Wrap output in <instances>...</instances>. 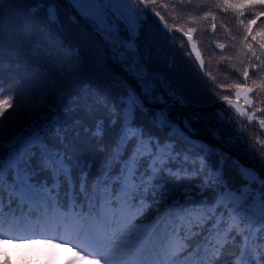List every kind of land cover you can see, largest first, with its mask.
Returning a JSON list of instances; mask_svg holds the SVG:
<instances>
[{"label":"snow or ice","instance_id":"snow-or-ice-1","mask_svg":"<svg viewBox=\"0 0 264 264\" xmlns=\"http://www.w3.org/2000/svg\"><path fill=\"white\" fill-rule=\"evenodd\" d=\"M147 2L139 0L145 8L140 11L133 0H69L75 15L62 19L58 0H0V97L5 68L21 70L13 57L23 42H31L34 57L59 66L58 79L11 127L19 99L15 104L12 96L0 100V244L67 249L72 258L58 254L60 264H181L182 259L185 264H264V175L234 161L238 179L226 176L231 158L195 139L187 117L173 118L171 108L186 105L184 93L152 62L167 57L161 39L173 55L175 41L170 32L161 35L146 27ZM224 7L238 12L242 43L260 69L264 29L254 26L264 23V0H224ZM81 19L126 78L105 74L95 83L81 78L78 50L73 54L58 39ZM193 32L183 35L203 70L201 54L190 43ZM6 36L15 44L7 65ZM249 79L246 67L243 79L229 86L237 103L222 99L240 119L253 122L238 101L243 96L252 105L249 94L264 85L253 81L255 88L248 87ZM109 80L110 85L104 83ZM217 114L231 123L223 108ZM214 136L220 139L218 132ZM197 238L195 246L188 243Z\"/></svg>","mask_w":264,"mask_h":264},{"label":"trees","instance_id":"trees-1","mask_svg":"<svg viewBox=\"0 0 264 264\" xmlns=\"http://www.w3.org/2000/svg\"><path fill=\"white\" fill-rule=\"evenodd\" d=\"M133 2L140 11H145L139 0ZM229 2L238 3L239 0H229ZM58 8L62 19L75 15L69 0H58ZM157 12L160 16L156 15ZM147 13L149 24L146 27L161 35L170 32V37L175 41L173 55L167 42L161 39L159 43L167 53V57L165 59L162 56L152 62L155 70L170 77L184 93L186 105L175 104L171 108L173 118L183 121L187 117L195 133V139L226 153L231 158L225 165L226 176L238 179V170L234 166V161H239L241 165L254 168L264 175V159H262L264 125L259 123L264 119V113L258 112L259 109H264V103H261L264 101V86L248 96L253 103L247 107L246 112L254 116L253 122L240 119L234 108L228 106L227 101L222 99V96H228L229 99L234 100L236 90L229 86L243 79V70L246 67L249 68L251 76L247 86L255 88L253 81L264 85V66L260 69L254 68V65H259L260 62L249 60L251 53L242 43L244 29L239 24L238 12L232 8L225 10L224 0H176L175 4L172 0H148ZM213 24H215L214 31ZM189 29H194L193 40L190 43L195 45L196 50L201 54L204 61L203 70L183 35ZM260 29H264V23L258 21L254 30ZM58 39L63 42L65 49L70 47L73 54L78 50L82 79L95 83L101 81L105 74L109 77L126 78V74L119 66L108 59L106 46L86 21L81 19L78 25L74 23L69 25ZM248 42L252 43L257 54H260L259 45L252 42L251 37L248 38ZM220 44L224 45L223 49L218 47ZM14 47L15 44H10L6 36L4 45L6 65L9 50ZM30 48V41L23 42L13 57L14 61H18L21 65V70L10 72L6 67L3 75L5 91L0 100L12 96L13 104L16 103V99H19L21 104V109L15 113L13 120L9 121V127L24 117L25 106L34 99H39L42 92L59 76V66L54 60L36 58L31 54ZM253 72L256 74L253 75ZM17 81H19L18 87H9L10 84L16 85ZM104 83L110 85V80ZM48 102L55 105L57 99L55 96H50ZM221 108L231 118V123L227 120L221 121L217 114ZM8 111L11 112L12 109ZM216 132L219 133L220 139L214 136ZM5 206L7 211V197H5ZM24 210L27 212V207ZM16 211L19 213L20 209L16 208ZM152 215L154 213L145 217L144 222H147ZM183 235L182 230L181 236ZM199 242V238L188 241L192 246ZM58 254L62 259L72 256L67 249L47 244H0V264H32L34 258L38 260L47 258L48 264H59ZM50 255H53L56 261L52 262ZM183 262L182 259L181 264H185ZM76 264H87V262L76 261Z\"/></svg>","mask_w":264,"mask_h":264},{"label":"rangeland","instance_id":"rangeland-1","mask_svg":"<svg viewBox=\"0 0 264 264\" xmlns=\"http://www.w3.org/2000/svg\"><path fill=\"white\" fill-rule=\"evenodd\" d=\"M233 103H234V104L237 103L236 98H234ZM238 103H239V105L241 106V108L246 112V111H247V107H248L249 105L246 104L245 99L243 98V96H241V98L239 99ZM246 113H247V112H246ZM49 258H50V260H51L52 262L56 261L53 255H50ZM60 259H62V258H60ZM63 260H64V258H63ZM51 261H50V263H51ZM23 262H24V261H23ZM59 262H60V260H59ZM32 264H48V262H46V261L43 260V259H42V260H38V259H36V260L33 261ZM59 264H60V263H59Z\"/></svg>","mask_w":264,"mask_h":264}]
</instances>
